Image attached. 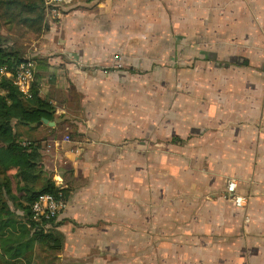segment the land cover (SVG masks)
Returning a JSON list of instances; mask_svg holds the SVG:
<instances>
[{"label":"crops","instance_id":"crops-1","mask_svg":"<svg viewBox=\"0 0 264 264\" xmlns=\"http://www.w3.org/2000/svg\"><path fill=\"white\" fill-rule=\"evenodd\" d=\"M46 24L54 125L15 129L69 191L60 264H264V0H72Z\"/></svg>","mask_w":264,"mask_h":264},{"label":"trees","instance_id":"trees-1","mask_svg":"<svg viewBox=\"0 0 264 264\" xmlns=\"http://www.w3.org/2000/svg\"><path fill=\"white\" fill-rule=\"evenodd\" d=\"M0 9L10 22L28 26L38 33L48 29L44 0H0ZM25 60V55L10 47L6 37L0 34V67H15ZM55 113V107L40 97L37 82L33 84L31 97L27 98L11 79H1L0 176L16 171L14 188L0 178V259L3 264H32L37 251L58 253L63 246V235L57 230L59 218L36 220L32 205L42 194L61 195L68 202L69 191L57 185L54 174L39 161L40 141L24 142L15 129L16 125L33 127L42 119L55 121ZM47 225L51 227L46 229Z\"/></svg>","mask_w":264,"mask_h":264},{"label":"built area","instance_id":"built-area-1","mask_svg":"<svg viewBox=\"0 0 264 264\" xmlns=\"http://www.w3.org/2000/svg\"><path fill=\"white\" fill-rule=\"evenodd\" d=\"M72 0H44L46 10L56 12ZM9 78L20 92L27 98L31 97L32 87L36 77V63L27 59L15 67L1 66L0 79ZM68 139V138H67ZM227 193L230 199L238 207H245L248 198L237 192V182L230 179L227 182ZM68 202L60 195L42 194L34 201L32 211L36 220L46 218H59L67 209Z\"/></svg>","mask_w":264,"mask_h":264},{"label":"rangeland","instance_id":"rangeland-1","mask_svg":"<svg viewBox=\"0 0 264 264\" xmlns=\"http://www.w3.org/2000/svg\"><path fill=\"white\" fill-rule=\"evenodd\" d=\"M47 12L49 13V11ZM0 34L6 37V40L8 41L10 47H13L21 51L25 55L26 60L32 59L36 63V60L33 59V48L42 33L35 32L34 29H31L28 26L16 22H10L9 20L5 19L4 10L0 9ZM36 67H37V63H36ZM15 173L16 171L11 170L8 171L7 173L2 174L0 178L2 177L1 179L7 180L10 184H12V187L14 188L16 183V180L14 178ZM50 227L51 226L47 225L46 229H49ZM57 255L58 253L47 254L39 250L37 251V253L33 255L32 264H60ZM52 259L54 260L51 263ZM0 264H3L1 262V259H0Z\"/></svg>","mask_w":264,"mask_h":264},{"label":"water","instance_id":"water-1","mask_svg":"<svg viewBox=\"0 0 264 264\" xmlns=\"http://www.w3.org/2000/svg\"><path fill=\"white\" fill-rule=\"evenodd\" d=\"M49 124V125H54V122H49L47 119H42V121H40L38 124Z\"/></svg>","mask_w":264,"mask_h":264}]
</instances>
